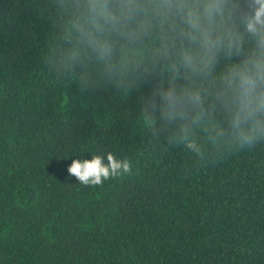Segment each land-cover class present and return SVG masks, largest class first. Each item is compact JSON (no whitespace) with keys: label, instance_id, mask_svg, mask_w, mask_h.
Masks as SVG:
<instances>
[{"label":"trees","instance_id":"16d2710c","mask_svg":"<svg viewBox=\"0 0 264 264\" xmlns=\"http://www.w3.org/2000/svg\"><path fill=\"white\" fill-rule=\"evenodd\" d=\"M55 31L49 0H0V264H264V143L200 165L141 124L157 77L58 82ZM108 152L132 174L67 171Z\"/></svg>","mask_w":264,"mask_h":264},{"label":"clouds","instance_id":"9594fccd","mask_svg":"<svg viewBox=\"0 0 264 264\" xmlns=\"http://www.w3.org/2000/svg\"><path fill=\"white\" fill-rule=\"evenodd\" d=\"M49 8L56 31L45 63L58 82L128 93L157 77L141 124L154 130L158 110L168 147L183 146L200 165L264 143V0H246L247 11L240 0H49ZM67 171L99 186L133 169L108 152Z\"/></svg>","mask_w":264,"mask_h":264}]
</instances>
